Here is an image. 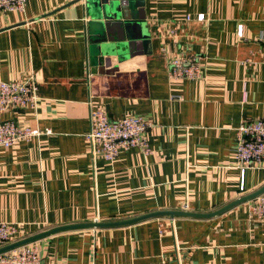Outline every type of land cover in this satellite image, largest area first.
I'll list each match as a JSON object with an SVG mask.
<instances>
[{
    "label": "crops",
    "instance_id": "obj_1",
    "mask_svg": "<svg viewBox=\"0 0 264 264\" xmlns=\"http://www.w3.org/2000/svg\"><path fill=\"white\" fill-rule=\"evenodd\" d=\"M94 1L27 0L23 12L0 13V81L35 79L38 89L35 109L0 120L41 132L0 151V222L17 225L12 244L49 233L34 241L41 264H264L252 200L213 217L62 229L208 215L264 186V165L242 176L234 154L240 123L264 119V0H130L139 40V27L126 32ZM174 58L198 62L203 77L172 78ZM97 108L149 121V154L93 157L85 136Z\"/></svg>",
    "mask_w": 264,
    "mask_h": 264
},
{
    "label": "built area",
    "instance_id": "obj_2",
    "mask_svg": "<svg viewBox=\"0 0 264 264\" xmlns=\"http://www.w3.org/2000/svg\"><path fill=\"white\" fill-rule=\"evenodd\" d=\"M27 0H0V13L23 12ZM187 16L185 21H190ZM204 15H198L196 21L204 22ZM238 37L242 35V26L238 27ZM171 77L174 79L196 80L203 77L198 62L191 59L174 58L170 61ZM35 79L23 82L0 81V115L11 109H35L38 101ZM152 124L140 116H128L120 120H111L107 113L93 109L89 116V131L85 136L93 157H102L113 162L125 151L138 149L144 155L149 154L145 134ZM48 134L49 131H45ZM41 132L21 127L13 121L0 120V151L20 141L37 138ZM236 166L244 176L245 169L264 165V119L243 121L236 129L234 148ZM249 218L264 221V193L252 200L248 206ZM18 227L12 223L0 222V249L13 243ZM0 264H41L39 246L31 242L15 249L0 253Z\"/></svg>",
    "mask_w": 264,
    "mask_h": 264
},
{
    "label": "water",
    "instance_id": "obj_3",
    "mask_svg": "<svg viewBox=\"0 0 264 264\" xmlns=\"http://www.w3.org/2000/svg\"><path fill=\"white\" fill-rule=\"evenodd\" d=\"M94 1V0H93ZM95 6L97 7H101V6H105V12L107 15V18L111 21H117L119 22V24L121 25V27H123V29H125L126 32H128L130 30V28H133L132 30H134L135 28L138 29V27L140 28V31L137 30V37H135L134 39H141L144 37V35L141 32V27L140 25H137V23H133L131 22V19L128 15L129 10L131 7H133V2L130 0H127L126 2H118L116 0H98L97 3H95ZM130 39L128 38V36L125 38L124 41L119 42V49H120V53H124V51L126 49H128L129 46H131V42L129 41ZM264 193V186L261 187L258 191H256L255 193L248 195L246 197H243L225 207H223L222 209H220L219 211H216L215 213L212 214H208V215H201V214H192V213H186V212H182V211H164V212H156V213H151L148 215H144L142 217H138L129 221H123V222H115V223H106V224H98V223H90V224H84V225H76V226H70V227H65L62 229H75V228H100V227H115V226H127V225H131V224H135L138 222H142L148 219H152V218H156V217H160V216H170V217H174V216H187V217H213L216 216L220 213H223L227 210H229L230 208L246 202V201H250L255 199L256 197L260 196L261 194ZM62 229H58V230H62ZM54 232V231H52ZM49 233H45L43 235L37 236V237H33L31 239L16 243V244H12L9 245L3 249H0V253L15 249L17 247H20L22 245L34 242L35 240L46 236Z\"/></svg>",
    "mask_w": 264,
    "mask_h": 264
}]
</instances>
